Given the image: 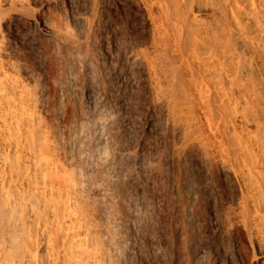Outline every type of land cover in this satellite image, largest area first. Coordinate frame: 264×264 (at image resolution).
Wrapping results in <instances>:
<instances>
[{
  "label": "bare ground",
  "instance_id": "6f19581e",
  "mask_svg": "<svg viewBox=\"0 0 264 264\" xmlns=\"http://www.w3.org/2000/svg\"><path fill=\"white\" fill-rule=\"evenodd\" d=\"M0 264H264V0H0Z\"/></svg>",
  "mask_w": 264,
  "mask_h": 264
}]
</instances>
